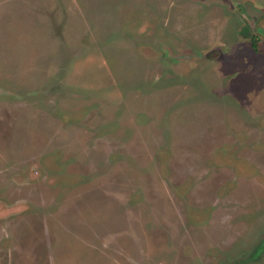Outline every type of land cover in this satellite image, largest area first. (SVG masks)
<instances>
[{
	"label": "rangeland",
	"instance_id": "obj_1",
	"mask_svg": "<svg viewBox=\"0 0 264 264\" xmlns=\"http://www.w3.org/2000/svg\"><path fill=\"white\" fill-rule=\"evenodd\" d=\"M0 264H264V0H0Z\"/></svg>",
	"mask_w": 264,
	"mask_h": 264
},
{
	"label": "trees",
	"instance_id": "obj_2",
	"mask_svg": "<svg viewBox=\"0 0 264 264\" xmlns=\"http://www.w3.org/2000/svg\"><path fill=\"white\" fill-rule=\"evenodd\" d=\"M252 47H253V49H254L255 51L258 50V46H257V43H255V41L253 42Z\"/></svg>",
	"mask_w": 264,
	"mask_h": 264
}]
</instances>
